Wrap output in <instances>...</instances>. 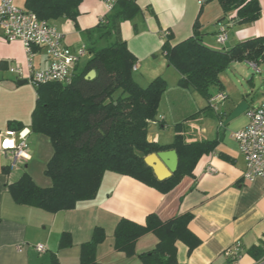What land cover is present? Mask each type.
Segmentation results:
<instances>
[{
    "label": "crops",
    "instance_id": "crops-1",
    "mask_svg": "<svg viewBox=\"0 0 264 264\" xmlns=\"http://www.w3.org/2000/svg\"><path fill=\"white\" fill-rule=\"evenodd\" d=\"M16 2L24 6L25 0ZM135 2L138 13L133 19L119 24V37L136 58L134 79L141 86L156 76L167 82L157 119L147 130L148 140L168 144L175 134L174 124L183 122L187 140L216 139L215 149L202 154L192 174L182 177L166 193L133 177L105 171L96 196L78 202L73 209L51 213L16 204L7 185L23 172H27L40 187L50 185L44 168L52 147L46 136L30 130L36 101L35 86L29 82L18 83L20 78L8 70L12 65H24V46L19 40L6 41L0 32V141L5 130L20 124L21 128L28 129L29 153L26 162L10 170L8 156L0 149V264H51L52 255L57 257L59 264H79V246L90 238L95 226H101L106 233L104 241L95 250L100 264H143L138 254L152 250L157 243L156 236L151 232L140 236L135 242L134 255L128 256L113 248L116 222L127 218L143 223L149 213L166 220L185 212L193 215L189 229L199 239V244L188 253L187 245L177 241L179 263L232 264L224 252L238 241L242 246L238 264H264V184L260 179L249 182L242 177L245 161L232 135L246 125L247 117L243 113L225 123L227 117L222 116V125L216 117V112L229 114L242 100L247 101L249 107L264 100L259 98L255 103L254 94L246 93L245 98L242 93H232L223 87L220 90L212 88L213 95L220 91L226 99L217 104L218 111L210 105V110L201 111L208 101L196 96V91L177 85L179 74L167 63L161 49L165 32L170 33L171 45L191 36L195 19L201 25V41L215 49L230 48L239 41L264 35V0H259L260 15L253 22L233 24L226 18L223 20L228 24L227 40L222 47L215 44L216 20L222 15L216 0H206L203 4L198 0ZM78 11L74 20L58 17L49 21L63 34L66 45L72 48L85 45L89 53L88 48L93 46L88 44L87 37H92L95 42L104 39L99 38L96 26L108 11L102 0H82ZM32 60L38 69L45 68L48 63L44 49L35 50ZM85 62L81 63L80 59L75 71ZM262 62L264 64V60ZM248 80V84L254 86V77L250 76ZM194 113L197 115L188 118ZM165 133L169 136L165 137ZM210 166L215 168L214 172L209 171ZM65 231L70 234L71 246L60 248L59 238ZM38 244L44 246L43 251L35 248ZM252 246L262 248L263 256L257 258L249 253Z\"/></svg>",
    "mask_w": 264,
    "mask_h": 264
},
{
    "label": "trees",
    "instance_id": "trees-1",
    "mask_svg": "<svg viewBox=\"0 0 264 264\" xmlns=\"http://www.w3.org/2000/svg\"><path fill=\"white\" fill-rule=\"evenodd\" d=\"M81 1L25 0L24 6L40 19L65 17L74 20ZM216 1L222 9L217 22L245 24L257 20L260 15L259 0ZM138 11L135 0H118L96 26L105 45L88 48L90 56L84 66L75 71L71 83L50 82L35 86L36 101L30 130L46 136L51 143L52 153L44 168L50 185L40 187L27 172H23L7 185L16 204L51 213L73 209L78 202L96 196L105 171L133 177L166 193L182 177L192 174L202 154L215 149L216 139L187 140L183 122L174 124L175 134L168 144L148 140L147 130L157 119L166 81L156 76L141 86L133 77L132 66L136 58L119 37V24L133 19ZM225 18L227 22L223 21ZM200 27L195 19L191 36L174 45L169 43L170 33L167 32L161 49L167 63L179 74L177 85L198 92L208 101L213 95L212 88H222L219 74L232 62L258 65L264 60V35L239 41L230 48L215 49L201 41ZM91 69L95 70V76L86 79L85 75ZM207 110H210L209 104L201 109ZM195 115L197 113L188 118ZM228 115L216 112L218 120ZM11 126V129L22 127L20 124ZM170 149L177 153L176 170L168 177L158 179L144 162V157ZM192 217V213L185 212L161 220L156 214L149 213L143 223L120 218L113 230V248L128 256L134 255L137 239L151 232L157 243L152 250L138 254L141 262L181 264L176 257V242L185 243L188 253L199 244V239L189 229ZM105 237L101 226L92 229L90 238L79 246V264H100L95 250ZM69 246L70 234L62 232L59 247ZM249 253L257 258L263 256L262 248L256 246H252ZM50 261L59 264L55 255Z\"/></svg>",
    "mask_w": 264,
    "mask_h": 264
},
{
    "label": "built area",
    "instance_id": "built-area-1",
    "mask_svg": "<svg viewBox=\"0 0 264 264\" xmlns=\"http://www.w3.org/2000/svg\"><path fill=\"white\" fill-rule=\"evenodd\" d=\"M117 1L102 0L108 12ZM198 2L201 4L204 0ZM103 20L104 17L99 22ZM0 32L8 42L21 41L26 52L24 65H12L8 70L34 86L50 82L71 83L77 63L87 53L85 45L77 48L66 45L63 34L49 20L38 18L34 12L17 4L16 0H0ZM215 39L217 43L225 44L227 23L218 22ZM38 49H44L46 53L48 63L45 68L38 69L33 64L34 51ZM249 64L257 67L252 62ZM132 70H136V64ZM225 99L226 95L218 92L209 98L208 104L218 111L217 104H222ZM244 114L247 117L246 125L232 134L245 161L242 177L249 182L260 179L264 184V102L249 107ZM219 125H222V119H219ZM27 135V128H9L3 133L0 149L8 156L10 170H15L29 158ZM208 169L215 171L211 166ZM35 248L43 251L44 246L38 244ZM224 253L232 264H238L242 246L237 241Z\"/></svg>",
    "mask_w": 264,
    "mask_h": 264
},
{
    "label": "rangeland",
    "instance_id": "rangeland-1",
    "mask_svg": "<svg viewBox=\"0 0 264 264\" xmlns=\"http://www.w3.org/2000/svg\"><path fill=\"white\" fill-rule=\"evenodd\" d=\"M87 42L94 48L101 47L106 43L104 39L95 42V40H92V37L90 36L87 37ZM215 44L218 47H222L221 44L217 43V41L215 42ZM89 56L90 54L88 53L84 55L81 58V63H84L86 59L89 58ZM134 74L135 73H133V77ZM219 76L220 81H222V87L224 88V90L230 91L232 93H238L239 95L242 93L245 98L247 97L246 93L254 94L256 99L255 103H257L259 98H262L264 100V64L262 61L258 63L256 68L247 64V62H232L225 70L220 72ZM250 76L254 77V86H250L248 84V78ZM195 93L197 94L196 96H199L200 99L204 101L205 98L201 94H199L198 92ZM236 118L237 117L231 120H235ZM164 136L168 137L169 133H165Z\"/></svg>",
    "mask_w": 264,
    "mask_h": 264
},
{
    "label": "water",
    "instance_id": "water-1",
    "mask_svg": "<svg viewBox=\"0 0 264 264\" xmlns=\"http://www.w3.org/2000/svg\"><path fill=\"white\" fill-rule=\"evenodd\" d=\"M95 76V70H89L85 78L93 79ZM26 79H19L18 83H26ZM249 108V103L245 100L240 101L229 113L225 119V123L229 120L240 116L245 113ZM144 162L150 166L158 179H163L171 175L177 167V153L175 150L158 151L156 153H150L144 157Z\"/></svg>",
    "mask_w": 264,
    "mask_h": 264
}]
</instances>
